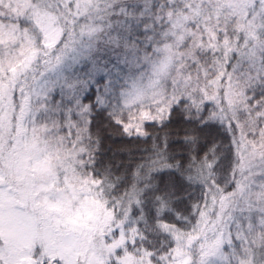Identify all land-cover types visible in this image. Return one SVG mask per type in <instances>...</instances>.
<instances>
[{
  "label": "snow or ice",
  "instance_id": "1",
  "mask_svg": "<svg viewBox=\"0 0 264 264\" xmlns=\"http://www.w3.org/2000/svg\"><path fill=\"white\" fill-rule=\"evenodd\" d=\"M0 264H264V0H0Z\"/></svg>",
  "mask_w": 264,
  "mask_h": 264
}]
</instances>
